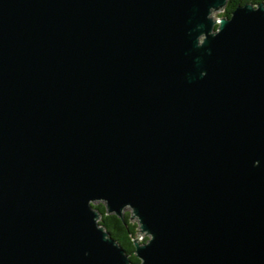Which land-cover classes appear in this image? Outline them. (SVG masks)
Here are the masks:
<instances>
[{
    "label": "water",
    "instance_id": "95a60500",
    "mask_svg": "<svg viewBox=\"0 0 264 264\" xmlns=\"http://www.w3.org/2000/svg\"><path fill=\"white\" fill-rule=\"evenodd\" d=\"M227 1L0 0V264H264V1Z\"/></svg>",
    "mask_w": 264,
    "mask_h": 264
},
{
    "label": "trees",
    "instance_id": "16d2710c",
    "mask_svg": "<svg viewBox=\"0 0 264 264\" xmlns=\"http://www.w3.org/2000/svg\"><path fill=\"white\" fill-rule=\"evenodd\" d=\"M264 0H228L226 6L221 12V15H230L237 5L245 3L258 4ZM216 27V25H215ZM94 208L100 213L99 223L112 235V237L126 250L132 262L140 261L134 254L133 239L138 237L139 224L131 218V213L124 211L123 220L114 213H108L106 206L102 202L92 204ZM144 236L141 242L147 241Z\"/></svg>",
    "mask_w": 264,
    "mask_h": 264
},
{
    "label": "rangeland",
    "instance_id": "374dc122",
    "mask_svg": "<svg viewBox=\"0 0 264 264\" xmlns=\"http://www.w3.org/2000/svg\"><path fill=\"white\" fill-rule=\"evenodd\" d=\"M222 10L223 9H221V11H213L212 13H211V16H213L214 18H218L219 16H221V12H222ZM96 202H99V201H95V202H93V203H96ZM100 202H102V201H100ZM102 203H104V202H102ZM124 211H128V212H130V213H132V211H131V208H129V207H126V208H124ZM100 218V217H99ZM98 218V219H99ZM134 221H137V218L136 217H134V218H132ZM144 236H146L147 238H149V236L148 235H146L145 233H138V237L140 238L141 237V239H142V237H144Z\"/></svg>",
    "mask_w": 264,
    "mask_h": 264
}]
</instances>
